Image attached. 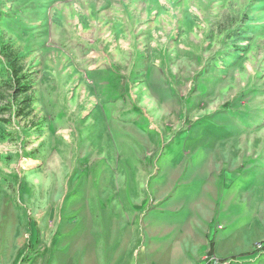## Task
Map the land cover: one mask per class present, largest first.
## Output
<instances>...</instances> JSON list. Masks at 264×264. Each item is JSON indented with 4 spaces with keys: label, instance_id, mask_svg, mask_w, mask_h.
<instances>
[{
    "label": "rangeland",
    "instance_id": "374dc122",
    "mask_svg": "<svg viewBox=\"0 0 264 264\" xmlns=\"http://www.w3.org/2000/svg\"><path fill=\"white\" fill-rule=\"evenodd\" d=\"M0 264H264V0H0Z\"/></svg>",
    "mask_w": 264,
    "mask_h": 264
},
{
    "label": "trees",
    "instance_id": "16d2710c",
    "mask_svg": "<svg viewBox=\"0 0 264 264\" xmlns=\"http://www.w3.org/2000/svg\"><path fill=\"white\" fill-rule=\"evenodd\" d=\"M24 28L23 24H19V29L24 30Z\"/></svg>",
    "mask_w": 264,
    "mask_h": 264
}]
</instances>
